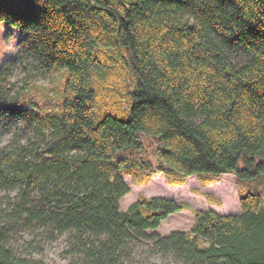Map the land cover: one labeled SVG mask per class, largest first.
I'll list each match as a JSON object with an SVG mask.
<instances>
[{"label": "trees", "instance_id": "trees-1", "mask_svg": "<svg viewBox=\"0 0 264 264\" xmlns=\"http://www.w3.org/2000/svg\"><path fill=\"white\" fill-rule=\"evenodd\" d=\"M0 17L22 32L0 68V264H48L61 236L66 264H264V0H0ZM16 62L51 75L42 99L33 81L14 90ZM141 133L155 163L132 157ZM156 172L234 174L240 212L194 208L160 234L188 202L120 208L124 175Z\"/></svg>", "mask_w": 264, "mask_h": 264}, {"label": "rangeland", "instance_id": "rangeland-1", "mask_svg": "<svg viewBox=\"0 0 264 264\" xmlns=\"http://www.w3.org/2000/svg\"><path fill=\"white\" fill-rule=\"evenodd\" d=\"M5 35L15 31L18 41L22 36L21 29L17 26L5 24ZM17 41V42H18ZM14 56H6L3 61H0V68L9 58ZM11 74L8 80L15 83L14 90L23 85L29 86L33 81L39 88L34 92V96L43 98L44 94L51 87V75L40 74L33 76L32 70L23 68L18 62L13 64ZM58 77V73L54 75V80ZM29 88V87H27ZM28 134H32V127L26 131L22 140L26 139ZM34 135V133H33ZM140 146L133 152L132 157L137 160H146L152 163L156 161V152L159 147L155 136L141 133ZM12 134H5L0 140L1 144L9 143ZM161 147V144H160ZM229 175V176H228ZM126 183L130 187V191L121 198L120 208L126 209L127 206L134 201L140 194L147 196H163L173 198L177 201L188 202L190 208L180 210L170 214L166 219L162 220L159 227L155 230L160 234H167L175 229H189L193 221L192 209L194 208H215L218 211H232L239 209V197L237 195L236 177L234 174L221 175L217 181L211 182L208 185H201L196 175L187 177L186 182L182 185H170L163 173H153L150 180L146 184H135L130 175H124ZM207 195H210L209 198ZM239 207V208H238ZM65 236L58 237L43 245V258L48 264H66L67 258L64 256ZM30 236L27 234L18 235L13 238L12 243L17 248L18 252L25 255L33 248L28 245ZM34 256L38 255L33 253ZM153 261H161L159 256H152Z\"/></svg>", "mask_w": 264, "mask_h": 264}, {"label": "clouds", "instance_id": "clouds-1", "mask_svg": "<svg viewBox=\"0 0 264 264\" xmlns=\"http://www.w3.org/2000/svg\"><path fill=\"white\" fill-rule=\"evenodd\" d=\"M6 22L5 18L0 17V61H3L6 56L16 55L19 51L18 37L15 31L5 35L4 25Z\"/></svg>", "mask_w": 264, "mask_h": 264}, {"label": "crops", "instance_id": "crops-1", "mask_svg": "<svg viewBox=\"0 0 264 264\" xmlns=\"http://www.w3.org/2000/svg\"><path fill=\"white\" fill-rule=\"evenodd\" d=\"M223 175H227V174H223ZM229 176V175H228ZM239 208V207H238ZM212 209L216 210L217 212H219L220 214H228V213H239L240 212V208L239 209H234L232 211H228L226 210L227 212H224V211H218L217 209L213 208Z\"/></svg>", "mask_w": 264, "mask_h": 264}]
</instances>
